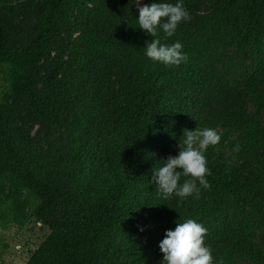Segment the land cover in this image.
<instances>
[{
	"label": "trees",
	"instance_id": "1",
	"mask_svg": "<svg viewBox=\"0 0 264 264\" xmlns=\"http://www.w3.org/2000/svg\"><path fill=\"white\" fill-rule=\"evenodd\" d=\"M20 1L0 6V187L48 230L26 264H162L160 242L186 219L208 229L214 264L245 257L264 264L263 246L252 240L264 229V0H209L210 13L194 21L197 0H183L190 19L171 37L158 30L161 43L183 45L187 60L179 66L145 55L154 37L138 27V9L127 0H83L84 9L94 3L101 13L75 48L93 89L80 99L66 70L43 66L73 0ZM151 2L178 0L143 4ZM24 33L27 46L16 48ZM224 46L255 69L245 93L221 84ZM17 117L48 136L73 117L77 129L64 148L44 151L14 128ZM217 126L232 152L207 148L211 187L198 198L162 199L152 168L178 155L184 129Z\"/></svg>",
	"mask_w": 264,
	"mask_h": 264
},
{
	"label": "rangeland",
	"instance_id": "2",
	"mask_svg": "<svg viewBox=\"0 0 264 264\" xmlns=\"http://www.w3.org/2000/svg\"><path fill=\"white\" fill-rule=\"evenodd\" d=\"M145 1L141 0V4ZM204 1H196L195 16L192 17V21L196 17H205L210 13L212 9L210 1ZM137 3L138 0H127L126 5L137 8ZM99 13H101L100 8L94 3H88L86 10L83 8V0H73L62 20V29L55 38V48L43 62L44 68L58 63L60 67L66 70L69 76L76 79L77 86L74 90L77 99H80L83 93L88 94L93 89L88 78L81 71L83 68L74 61L77 52L79 54L83 52L75 48L79 47L80 38L85 30L84 26L87 27L96 20ZM14 46L20 49L27 46L25 33L15 37ZM223 49L225 51L226 65L220 66V69H222L221 75L225 79L221 84L233 92H247L249 90L248 77L254 74L255 69L251 62L241 56L234 47L224 46ZM68 69H72V71L68 72ZM2 98L3 92L0 88V101H2ZM256 110L257 108L253 103H247L246 112L250 117H254ZM201 115L203 116V113ZM260 123L264 124L263 118L260 119ZM13 126L14 128H24L38 148L44 151L54 150L56 147L64 148L73 137V132L77 129L74 117L71 118L70 125L60 131H56L52 136H48L46 131L39 125L25 123L20 117L16 118ZM214 129L219 135L225 132V129L221 126H217ZM237 136L238 133H235L231 136V140L236 139ZM216 148L222 155H231V148L221 140L216 145ZM8 194L9 190L7 188L0 187V264H26L46 239L48 230L37 222L29 209L31 206L23 205L20 199L6 198ZM263 234L264 229L257 228L252 240L256 244L263 246L264 249ZM238 261L241 264H245L250 260L245 257L238 259ZM252 263L254 264L255 262L252 261Z\"/></svg>",
	"mask_w": 264,
	"mask_h": 264
},
{
	"label": "clouds",
	"instance_id": "3",
	"mask_svg": "<svg viewBox=\"0 0 264 264\" xmlns=\"http://www.w3.org/2000/svg\"><path fill=\"white\" fill-rule=\"evenodd\" d=\"M138 27L151 37L145 47V55L154 62L179 66L186 62L187 56L182 52L183 45L177 41L171 45L161 43L158 30L171 37L177 26L190 19L183 0L177 3L151 2L141 4L138 0ZM220 135L210 127L195 130L184 129L178 143V155H169L162 159L164 164L152 168L151 181L162 199L173 195L181 201L195 194L198 198L201 187L209 189L206 177L210 175L205 152L212 145L220 142ZM235 151H239L237 145ZM180 169V171H178ZM185 177L181 183V178ZM208 229L193 219L177 222L174 230H167L159 248L163 253L162 264H214L212 249L205 242ZM219 264H223L220 261Z\"/></svg>",
	"mask_w": 264,
	"mask_h": 264
}]
</instances>
